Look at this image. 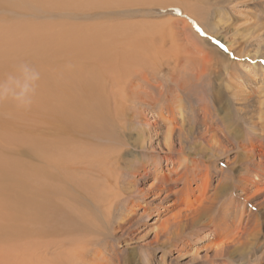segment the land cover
<instances>
[{"label":"rangeland","instance_id":"obj_1","mask_svg":"<svg viewBox=\"0 0 264 264\" xmlns=\"http://www.w3.org/2000/svg\"><path fill=\"white\" fill-rule=\"evenodd\" d=\"M106 1L110 4L89 10L88 2L79 0L75 6L82 3V11L55 15L66 22L74 16L77 19L72 21L82 26L129 28L140 32L145 46H153L156 51L151 52L150 47L140 51L143 63L132 66V75L124 76L118 89L114 87L124 103L109 110L113 116L107 131L115 141L107 134L100 137L112 154L109 158L101 151L86 154L84 162L74 164L82 165L81 173L72 170L71 178L63 177L73 188L60 191L67 196L61 202L59 197L54 198L57 202H53L60 204L57 221L66 225L54 240L63 244L60 249L66 253L67 242L84 238L87 259L102 249L103 242L112 244L115 252L111 261L101 263L96 259L95 264H159L157 257L165 249L164 264H264V0ZM7 7L0 17L10 15ZM228 43L230 51L223 47ZM2 54L5 52L0 51ZM251 61L258 68L244 66ZM177 107L185 109L183 119ZM163 116L171 118L170 123L164 122ZM3 117L8 118V114ZM169 129L172 131L167 136ZM6 133L12 135L6 127L0 138ZM42 133V129L35 130L31 137ZM179 135L187 148L178 147ZM190 141L196 148L203 147V152L190 149ZM170 142L176 146L174 152H183L172 153ZM94 143L101 150L100 142ZM75 145L80 148L71 151L74 162L80 150L87 147ZM213 145L218 149L212 150ZM12 157L23 158L18 154ZM192 158L199 169L185 173L176 184L164 185L157 177L156 186L155 167L162 172L175 170ZM144 165H148L147 170L141 169ZM208 173L212 178L208 188L202 190V180ZM50 179L42 188L46 194L59 188V182ZM83 181V194L88 198L85 205L74 202L82 194L77 187ZM180 187H186L185 191L177 192ZM155 193L157 200L151 208L142 207ZM134 204L141 205V210L118 224L119 216ZM51 209L47 212L50 222H56L57 214H51ZM78 221L87 224L84 232L74 230ZM161 222L175 225L164 233L157 230ZM191 222L199 224L193 227ZM91 226L95 229L90 230ZM34 229L39 230L40 225ZM157 231L159 242L167 244H157ZM176 231L183 236L173 238ZM171 240L176 241L175 249L169 247ZM184 245L190 253L204 247L196 260H190L189 253L179 257L178 250ZM212 246H224L225 255L212 256ZM38 257L33 255L34 261ZM62 257L67 255L60 253L59 260ZM128 257H132L131 262Z\"/></svg>","mask_w":264,"mask_h":264},{"label":"bare ground","instance_id":"obj_2","mask_svg":"<svg viewBox=\"0 0 264 264\" xmlns=\"http://www.w3.org/2000/svg\"><path fill=\"white\" fill-rule=\"evenodd\" d=\"M77 1L79 0H0V13L5 10L4 7L10 6L7 7L10 15L6 13V17L3 14L0 17V51L5 52V54L0 55V77L12 72L15 65L21 61L30 63L41 73V79L38 82L36 95L30 110H17L13 104L7 102L0 104V116L8 114V118H0V133L8 127L12 134L6 133L3 139L0 138V264H80V260H83L82 264H95L96 259L104 263L111 261L114 256L113 245L103 242L102 249H99L97 253L95 250L91 253L92 258L87 259L88 252L83 246L86 245L85 239L81 237V240L77 239L76 242L75 240L67 242L68 252L65 253L64 250H61L63 244L54 240L60 231H64L62 227L64 224L57 221L60 215V204L56 202L58 197L59 202L63 200L62 198L67 197L66 195L63 196L60 191H68L73 188L69 182L63 181V177L71 178L70 173L72 170L81 173L82 165L74 166L75 163L84 162L87 159L86 154L92 152L100 153L101 151V154H104L106 158L112 154V151L106 148V143L104 141L101 143L100 137L107 134L110 136L109 140H114L113 135L107 131L113 116H111L109 110L116 105H124L119 98L121 95L115 94L117 90L114 87L118 89L121 79L127 74L132 75L129 73L132 66L143 63L138 55L140 51L146 47H150L151 52L156 50L153 46H145V42L142 41L145 37H141L140 32L136 31V33L129 30V28H119L116 25L114 27L107 25L100 28L82 26L72 21L77 19L74 16L69 17L74 19L66 22L60 20L62 16L60 18L55 15H62L68 10L78 9L82 11L84 9L80 8L83 5L82 3L78 7L75 6ZM80 1L88 2L86 5L89 10L102 7L107 3L110 4L106 0ZM223 47L230 51L231 43ZM69 64L72 66L71 68L67 67ZM244 66L246 68H258L259 65L251 61L245 63ZM261 70L264 74V68H261ZM168 107L174 108L172 105ZM176 109L179 117L183 119L185 109L182 107ZM163 120L170 123L172 119L163 116ZM41 129L43 130L42 135L31 137L35 130ZM170 131L172 129L167 131V136H169ZM75 132L81 134L80 137H76L77 133ZM90 137L93 138L86 142ZM94 141L100 142L101 150L97 148ZM183 141V138L179 135L178 147L183 148V145H185ZM77 143L84 144V147H87L80 150L77 161L74 162L70 154L74 148H80L75 145ZM192 144L193 142L190 141L189 148H196V145ZM185 147L187 148L186 145ZM211 147L212 150H215L219 146L213 145ZM168 148L173 151L176 146L170 142ZM196 149L199 153L204 150L203 147ZM9 151L13 153L7 155ZM181 152L183 151L178 150L172 153ZM17 154L23 158L12 157ZM31 157L35 158V162L31 160ZM193 157H196V155ZM197 163L192 158L188 162L184 163L183 161L179 168L175 170L168 169L164 172L155 167L153 176L156 180V186L157 177L163 180L164 185L169 182L175 184L180 182L185 173H193L200 168ZM147 166L144 165L141 169L147 170ZM50 178L59 182H57L59 188L56 192L49 190V194H46L42 188L45 187L46 180ZM211 178L209 173L205 174V178L202 180V190L208 188L209 179ZM84 183V181L79 183L77 188H81L82 194L74 200V202L83 205H85L87 198V195L83 194L86 188ZM54 185L56 186V184ZM152 188L156 187L152 186ZM185 188L180 187L176 191L179 193L184 192ZM40 197L45 200L41 202L38 199ZM55 197L57 199H54ZM55 200L56 202H53ZM155 200H157V193L142 207L151 208ZM50 208H52L51 214L53 212L54 216L57 214L56 222H50L47 213ZM139 210H141V205L134 204L131 210L125 212L121 217H117L119 221L121 220L118 224L122 225ZM191 224L195 227L199 223L191 222ZM4 225L6 227H3ZM37 225H40L39 230L34 229V226ZM174 225V222H161L160 228L157 230L166 233ZM77 226L74 230L84 232V227L87 224L83 222L79 224L78 221ZM92 226L90 230L95 229ZM88 227L90 226L88 225ZM71 229L73 230L72 227ZM67 231L69 232V230ZM158 231L155 239L158 245L163 246L167 243L163 242L161 244L159 242ZM174 234L173 238L183 236L181 235L183 233L177 231ZM164 235L168 236V234ZM39 236L46 239H40ZM197 236L199 235L197 234ZM207 236L209 235L205 234V237ZM169 238L171 237H166V240H169ZM207 238L209 239V237ZM77 243L82 245L78 246ZM175 243L176 241L172 242L171 240L169 247L175 249L177 245ZM75 245L77 246L74 250ZM187 247V245H184L179 250L176 249L179 251V257L189 253L191 255L190 260H196L204 246L196 247L191 253ZM208 247H211V245H208ZM224 248V246L215 247L212 256L221 257L222 253L225 252ZM55 249L57 252H55ZM73 250L78 258H73ZM167 251L168 249H165L157 257V260L160 261L159 264H164L162 262ZM51 253L54 256L50 257ZM60 253L67 255V257H62L59 260ZM35 254L39 257L35 258L34 261L33 255ZM130 260H132V257H128V261Z\"/></svg>","mask_w":264,"mask_h":264},{"label":"clouds","instance_id":"obj_3","mask_svg":"<svg viewBox=\"0 0 264 264\" xmlns=\"http://www.w3.org/2000/svg\"><path fill=\"white\" fill-rule=\"evenodd\" d=\"M71 68L69 64L67 66ZM41 73L30 63H17L12 72L0 77V104L11 103L17 110H30Z\"/></svg>","mask_w":264,"mask_h":264}]
</instances>
